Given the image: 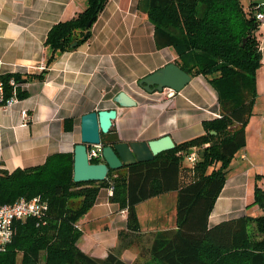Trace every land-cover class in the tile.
<instances>
[{
  "label": "trees",
  "instance_id": "16d2710c",
  "mask_svg": "<svg viewBox=\"0 0 264 264\" xmlns=\"http://www.w3.org/2000/svg\"><path fill=\"white\" fill-rule=\"evenodd\" d=\"M108 1L86 0L75 16L50 27L44 42L46 67L90 38L91 26ZM261 7L254 2L245 6L241 0H138L137 8L154 26L157 47H172L183 70L207 80L217 94L220 116L204 120L202 134L152 160L109 170L100 181L73 180V152L50 154L35 166L0 168V204L22 196H40L47 203L40 218L14 222L0 264H130L120 251L133 244L159 264H264V213L209 224L231 161L245 145V126L253 112L264 33L256 18ZM46 72L0 74L5 99L14 89L10 79H44ZM15 89L17 98L26 96ZM100 138L103 146L119 141L112 128ZM193 151L198 157L190 162ZM104 186L113 187L110 201L125 209L127 228L119 232L117 247L97 258L77 246L82 234L77 222ZM172 190L177 192L175 227L141 233L137 205ZM254 193V203L264 208V188L256 185ZM144 236L147 245L141 244Z\"/></svg>",
  "mask_w": 264,
  "mask_h": 264
},
{
  "label": "crops",
  "instance_id": "0c3cea01",
  "mask_svg": "<svg viewBox=\"0 0 264 264\" xmlns=\"http://www.w3.org/2000/svg\"><path fill=\"white\" fill-rule=\"evenodd\" d=\"M137 2L109 0L92 24L87 41L59 54L46 67L44 79L19 83L17 87L26 92L25 97L0 106V168L12 171L35 166L50 154L73 152L80 142L81 116L92 110L116 108L111 128L119 141L127 142L149 141L168 134L175 144L180 143L202 134L204 120L220 116L217 94L203 76L192 77L171 96L167 89L139 93V79L175 62L177 55L172 47H157L154 26L137 8ZM85 5L86 0H0V74L19 73L25 77L40 73L43 69L39 66L46 64L44 42L48 30L56 22L75 16ZM259 5L264 11V4ZM259 49L261 64L256 72L253 112L245 126V145L231 161L209 216L210 225L264 213V208L254 203L256 185L264 188V33ZM121 90L136 104L115 103L113 97ZM176 195L172 190L146 199L157 200L154 204L159 206L162 229L175 227ZM170 196L171 218H165V198ZM138 218L140 222L139 213ZM77 223L82 232L77 246L97 258L115 249L119 232L127 228L125 209L110 201L105 186ZM139 246L123 248L122 259L133 263Z\"/></svg>",
  "mask_w": 264,
  "mask_h": 264
},
{
  "label": "water",
  "instance_id": "95a60500",
  "mask_svg": "<svg viewBox=\"0 0 264 264\" xmlns=\"http://www.w3.org/2000/svg\"><path fill=\"white\" fill-rule=\"evenodd\" d=\"M90 24L91 21L88 22V25ZM73 45H76V42ZM191 78L192 76L187 71L172 61L142 77L138 83L149 93L163 91L165 88L178 92L190 82ZM113 100L121 106L136 104L135 99L124 90L119 91ZM116 115V108H110L92 110L81 116L80 142L75 144L73 148L74 181L104 180L109 170L136 162L152 160L158 153L175 146V142L168 134L149 141H118L104 145L101 152L102 160L91 162L88 157V147L101 143V132L108 133L110 131ZM214 132L212 131V133Z\"/></svg>",
  "mask_w": 264,
  "mask_h": 264
},
{
  "label": "built area",
  "instance_id": "2783aa9c",
  "mask_svg": "<svg viewBox=\"0 0 264 264\" xmlns=\"http://www.w3.org/2000/svg\"><path fill=\"white\" fill-rule=\"evenodd\" d=\"M256 18L258 20L259 26L262 30H264V11L259 10L256 14ZM40 69H45L46 64L42 63ZM10 84L13 89V93L9 98L5 99L4 96V84L0 80V106H8L12 104L16 99L15 88L19 85L14 79H10ZM168 90L167 95L171 96L174 91L169 88H165ZM3 103V104H1ZM23 115L26 117L25 111H23ZM103 145L93 144L88 147V157L90 160L92 159H102ZM198 157V153L193 151L189 154L188 160L190 162H194ZM109 195H112L113 187H109L108 189ZM47 209V203L40 196H33L31 198L20 197L17 200L0 204V251L4 250L7 244L11 241L14 234V222L17 220H25L28 217H38L40 218L45 210Z\"/></svg>",
  "mask_w": 264,
  "mask_h": 264
},
{
  "label": "rangeland",
  "instance_id": "374dc122",
  "mask_svg": "<svg viewBox=\"0 0 264 264\" xmlns=\"http://www.w3.org/2000/svg\"><path fill=\"white\" fill-rule=\"evenodd\" d=\"M250 0H241V2L245 5L248 6L250 4L249 2ZM258 2L260 4H264V0H258ZM139 93L146 95V90H144L142 87L139 90ZM157 201V200H156ZM155 200H146V202L142 203L138 208L136 207V209H138V213H139V217H140V225L141 228L147 233H149L150 231H154V230H159L160 228L162 229V227H159L160 224H163L159 221V206H157ZM173 203V199L172 197H167L165 198V206L164 209H166V211L164 212L165 214V218L166 216H168L169 218H171L169 216V208H171L170 206H172ZM176 204V201H175ZM163 213V212H161ZM175 213H176V206H175ZM154 214L156 215V218L153 219L152 215L154 217ZM158 214V216H157ZM176 215V214H175ZM165 220V219H164ZM168 220V218H167ZM166 221V220H165ZM146 234V233H144ZM147 236H144L143 240H142V245H147ZM144 243V244H143ZM139 255L137 256V259L135 260L136 264H159L158 262H154L151 258L150 255H148L144 250H142V246H139Z\"/></svg>",
  "mask_w": 264,
  "mask_h": 264
}]
</instances>
